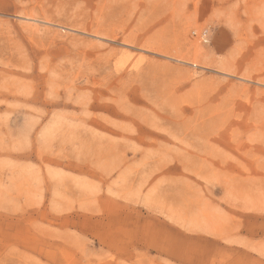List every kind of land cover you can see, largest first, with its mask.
<instances>
[{
	"label": "rangeland",
	"instance_id": "rangeland-1",
	"mask_svg": "<svg viewBox=\"0 0 264 264\" xmlns=\"http://www.w3.org/2000/svg\"><path fill=\"white\" fill-rule=\"evenodd\" d=\"M0 264H264V0H0Z\"/></svg>",
	"mask_w": 264,
	"mask_h": 264
}]
</instances>
